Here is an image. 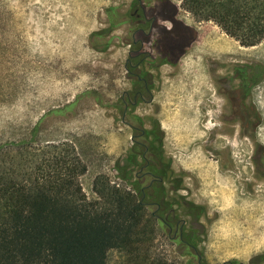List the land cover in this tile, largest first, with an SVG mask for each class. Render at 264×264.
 Returning a JSON list of instances; mask_svg holds the SVG:
<instances>
[{
    "label": "rangeland",
    "instance_id": "rangeland-1",
    "mask_svg": "<svg viewBox=\"0 0 264 264\" xmlns=\"http://www.w3.org/2000/svg\"><path fill=\"white\" fill-rule=\"evenodd\" d=\"M144 1L159 10V0ZM132 3L0 0V142L67 141L88 168L80 182L89 199L109 198L104 177L141 199L134 189L140 167L131 160L133 136L156 124L172 165L165 186L175 199L176 217L186 228L193 226V215L179 198L206 207L197 232L206 262L264 264L252 259L264 252V40L242 45L215 21L184 8L183 0H165L164 10L176 12L197 36L185 54L173 56L174 64H161L167 52L159 29L152 44L143 37L152 55L137 71L146 72L148 92L125 66L135 28ZM157 25L171 24L160 19ZM223 44L231 52L219 48ZM235 64L262 68L261 81L248 95ZM138 89L145 101L133 104ZM243 126L254 127L253 135L240 134ZM217 127L234 132L226 135ZM151 198L158 203L154 193ZM157 203L145 206L138 235L151 259L199 264L179 235L151 215ZM120 259L118 250L108 255L109 264Z\"/></svg>",
    "mask_w": 264,
    "mask_h": 264
},
{
    "label": "trees",
    "instance_id": "trees-1",
    "mask_svg": "<svg viewBox=\"0 0 264 264\" xmlns=\"http://www.w3.org/2000/svg\"><path fill=\"white\" fill-rule=\"evenodd\" d=\"M183 6L198 17L215 21L242 45L264 40V0H183ZM182 29L175 36L185 38L182 32L186 31L197 36L188 25L183 24ZM165 51L163 60L170 61L172 54L167 48ZM138 61L134 60L136 67ZM139 72L146 77L145 71ZM136 82L142 87L145 84ZM161 154L166 158L163 147ZM133 157L132 153V161ZM168 164L171 173L170 160ZM87 169L76 147L67 141L43 145L34 138L0 142V264H109L113 250L124 256L119 264H173L168 259H151L144 240L138 237L146 216L141 199L112 187L105 177L102 184L109 198L104 202L89 199L80 182ZM163 186L162 193H154L160 217L151 215L162 225L175 228V199L168 197ZM136 187L139 190L140 184ZM188 202L190 206L184 207L193 215V226L184 230L187 243L199 235L194 224L201 222L200 214L194 210L204 207ZM257 257H264V252ZM198 261L209 264L204 258Z\"/></svg>",
    "mask_w": 264,
    "mask_h": 264
},
{
    "label": "flooded vegetation",
    "instance_id": "flooded-vegetation-1",
    "mask_svg": "<svg viewBox=\"0 0 264 264\" xmlns=\"http://www.w3.org/2000/svg\"><path fill=\"white\" fill-rule=\"evenodd\" d=\"M164 1L165 0H159L158 1L159 10H155L153 7L149 6V4L147 5V1L133 0L130 10V16L135 19V28L132 32V42L130 43L131 48L129 50V56L127 58L125 66L127 68L128 73H130L132 77L136 76L135 80L144 81L145 84L143 88L148 92H150L152 89L148 79L146 77L144 78L138 75V73L140 72L137 71V68H139L141 64L146 63L147 59H149L152 55L151 52L144 49L145 40L143 39V37H147L148 40H150V44H152L150 38L154 34L153 31L155 29H159L162 36L165 37L164 39L165 50L167 48V50L171 52L172 57L176 56L177 59L181 57L183 54H185L186 50L196 39V37H194V35L192 36V34H190L191 32L189 31H186L187 33L182 32V34H184V37L186 36L185 38L181 39L179 35L175 36L176 31L180 32L181 30H183L182 29L183 24L185 25L187 24L177 19L176 12L174 11L168 12L167 11L168 8L164 10V6H163ZM160 19L169 21L171 25L168 27L157 25V22ZM188 26L190 27V25ZM174 36L176 37V39L174 38ZM136 59L139 60L138 61L139 64L137 67L134 64V60ZM177 59L172 58L170 61L161 60V64L163 63L174 64L176 63ZM233 68L234 71L236 72L235 75L242 79L240 87L242 88L244 94L247 95L251 93L253 86L257 85L263 77V74L261 73L262 68L260 65L254 64L252 66H249V65L235 64ZM250 73H252V76L250 75ZM248 77L251 78L248 80L247 79ZM141 101H145V96L143 94V91L140 89L136 90L133 102H131L130 98L126 100L127 104H129V102L134 104V103H139ZM234 118H235L234 120L237 119L236 116ZM238 118L244 120V118L241 116H239ZM136 121L140 122L138 119ZM131 127L135 130L140 129L139 124L138 126L135 124H131ZM217 128H219L221 133H224L226 135H230L231 133L234 132V129H229L226 127H217ZM253 131H254V127L249 128L243 126L240 129V134L252 136ZM161 136L162 134L158 126H156V124H154V126L151 129H142L141 133L133 136V152H132L134 154L133 163L134 165H139L140 167V169L136 171V178L134 179V189L136 191V194H139L141 192L142 194L141 202L144 206L157 203L154 199L151 198V195H153V193L155 192L162 193L165 190L163 185L166 183L167 175L170 172L169 170L170 166L168 164V160L166 158H162L161 151L163 147V140H161ZM161 142H162V147H161ZM147 177H149V179L147 183L144 184L143 181ZM137 184H140V189H139L140 191L137 190L136 187ZM179 184L174 185L175 190L181 187V185ZM185 199L187 200V198H179L180 203L183 206L184 205L190 206L188 202L189 200L186 201ZM159 210H160V204L157 203V208L155 211H153V214L160 217ZM194 211L200 214L199 216L200 218L202 214L206 212V207L196 208ZM164 227H166L170 233L174 231L176 235H179V242L181 243V245L186 249L188 248L192 249L193 254L197 257V259L204 258L203 254L196 249V246H198L199 243L202 241V235L194 236L193 239L191 240L192 242H189L190 244L183 240L184 230L186 228L184 220L177 219L175 228L172 227L171 224H167ZM194 228H196L198 232L202 231V226H200L198 223L194 225ZM252 259H264V257H255ZM228 262L230 261H225L223 263L227 264ZM236 264H242V263L237 262Z\"/></svg>",
    "mask_w": 264,
    "mask_h": 264
},
{
    "label": "bare ground",
    "instance_id": "bare-ground-1",
    "mask_svg": "<svg viewBox=\"0 0 264 264\" xmlns=\"http://www.w3.org/2000/svg\"><path fill=\"white\" fill-rule=\"evenodd\" d=\"M206 28V27H205ZM202 36V35H201ZM215 36V35H214ZM218 42V41H217ZM215 44V43H214ZM218 44V43H217ZM228 44V43H227ZM206 47V46H205ZM213 48L215 49L216 48V46H213ZM219 48H221L222 50H227V51H229V52H231V50L232 49H230L229 47H227V46H225L224 44L222 45V46H220ZM212 55V54H211ZM263 141V140H262ZM249 252V251H248ZM247 253V252H246ZM245 255H247V254H245ZM248 255H249V253H248ZM247 255V256H248ZM245 257V256H244Z\"/></svg>",
    "mask_w": 264,
    "mask_h": 264
}]
</instances>
